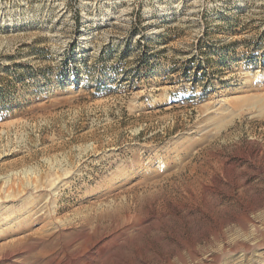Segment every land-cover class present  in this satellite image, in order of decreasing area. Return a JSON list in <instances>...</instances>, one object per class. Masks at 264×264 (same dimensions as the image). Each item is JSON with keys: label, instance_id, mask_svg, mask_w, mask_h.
<instances>
[{"label": "rangeland", "instance_id": "rangeland-1", "mask_svg": "<svg viewBox=\"0 0 264 264\" xmlns=\"http://www.w3.org/2000/svg\"><path fill=\"white\" fill-rule=\"evenodd\" d=\"M0 264H264V0H0Z\"/></svg>", "mask_w": 264, "mask_h": 264}]
</instances>
